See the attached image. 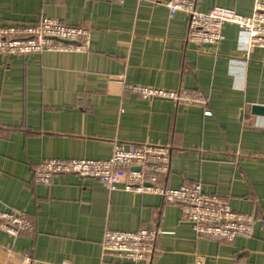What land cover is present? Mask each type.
<instances>
[{
    "label": "crops",
    "instance_id": "1",
    "mask_svg": "<svg viewBox=\"0 0 264 264\" xmlns=\"http://www.w3.org/2000/svg\"><path fill=\"white\" fill-rule=\"evenodd\" d=\"M215 8L254 13L252 0H196L201 14ZM42 19L89 29L91 42L85 53L0 57V206L37 222L17 239L0 231V264H101L107 229L160 232L150 264H264V116L252 111L264 108V49L230 24L217 47L198 48L187 42L188 15L170 21L152 0H0V27ZM133 87L199 92L206 106L144 101ZM119 144L167 148L166 186L199 184L254 216L253 236L199 239L180 207L74 176L34 185L44 160L105 161Z\"/></svg>",
    "mask_w": 264,
    "mask_h": 264
},
{
    "label": "built area",
    "instance_id": "2",
    "mask_svg": "<svg viewBox=\"0 0 264 264\" xmlns=\"http://www.w3.org/2000/svg\"><path fill=\"white\" fill-rule=\"evenodd\" d=\"M110 4H123L125 0H101ZM254 13L244 17L222 8L201 14L196 0H152L168 10L173 21L179 13L188 15L187 42L198 48L217 47L223 39L226 25L238 26L249 35L251 48L264 49V0H252ZM91 31L73 28L57 20L42 19L37 23L0 27V57L27 58L42 53H85L89 50ZM123 82V75L118 77ZM130 92L144 101L163 99L180 108H205L206 102L199 92L168 93L142 87ZM205 114L209 115L205 109ZM264 131V129H263ZM171 169L170 151L162 146L117 145L113 155L101 160H44L33 175L36 187H49L59 176H74L79 185L98 183L109 192L123 190L130 194L160 197L166 204L178 206L183 220L197 238L213 242H231L238 237L251 238L256 218L232 211L225 200L204 193L199 184L171 189L165 178ZM37 230V222L26 216L9 212L0 206V231L17 239ZM161 233L155 230L118 232L107 229L102 243L103 259L113 255L131 264H150ZM198 258L197 264H203Z\"/></svg>",
    "mask_w": 264,
    "mask_h": 264
},
{
    "label": "water",
    "instance_id": "3",
    "mask_svg": "<svg viewBox=\"0 0 264 264\" xmlns=\"http://www.w3.org/2000/svg\"><path fill=\"white\" fill-rule=\"evenodd\" d=\"M252 111L255 116H264V108L262 107H253Z\"/></svg>",
    "mask_w": 264,
    "mask_h": 264
}]
</instances>
